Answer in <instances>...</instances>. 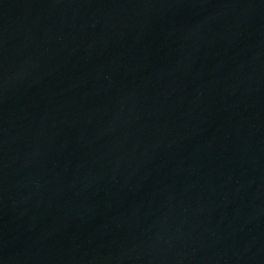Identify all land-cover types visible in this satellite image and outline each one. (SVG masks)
Returning <instances> with one entry per match:
<instances>
[{"label": "water", "instance_id": "1", "mask_svg": "<svg viewBox=\"0 0 264 264\" xmlns=\"http://www.w3.org/2000/svg\"><path fill=\"white\" fill-rule=\"evenodd\" d=\"M0 264H264V0H0Z\"/></svg>", "mask_w": 264, "mask_h": 264}]
</instances>
